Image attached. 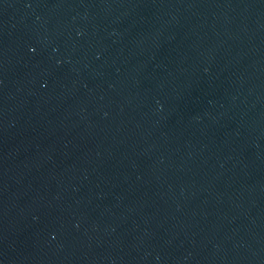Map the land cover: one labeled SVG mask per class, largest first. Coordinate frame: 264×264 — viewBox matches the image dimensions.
<instances>
[{"label": "water", "instance_id": "obj_1", "mask_svg": "<svg viewBox=\"0 0 264 264\" xmlns=\"http://www.w3.org/2000/svg\"><path fill=\"white\" fill-rule=\"evenodd\" d=\"M0 264H264V0H0Z\"/></svg>", "mask_w": 264, "mask_h": 264}]
</instances>
